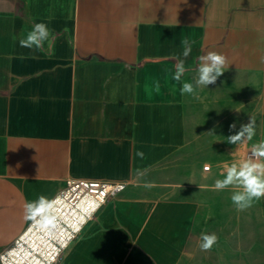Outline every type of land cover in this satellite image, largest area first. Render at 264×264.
Returning <instances> with one entry per match:
<instances>
[{"label": "crops", "instance_id": "0c3cea01", "mask_svg": "<svg viewBox=\"0 0 264 264\" xmlns=\"http://www.w3.org/2000/svg\"><path fill=\"white\" fill-rule=\"evenodd\" d=\"M36 23L49 40L21 47ZM209 51L225 72L182 95ZM262 56L264 0H0V252L26 202L82 177L124 186L56 264H264V197L237 211L239 189H214L264 140ZM250 117L252 140L228 143Z\"/></svg>", "mask_w": 264, "mask_h": 264}, {"label": "clouds", "instance_id": "9594fccd", "mask_svg": "<svg viewBox=\"0 0 264 264\" xmlns=\"http://www.w3.org/2000/svg\"><path fill=\"white\" fill-rule=\"evenodd\" d=\"M51 31L45 23H36L27 33L26 38L19 41L21 47L40 49L44 42L49 40ZM183 52L182 59L177 58L176 70L173 79L180 81L183 74L187 71L185 60L192 52V47L189 40L181 41ZM198 77L194 84L184 82L180 92L181 94H193L196 87H206L215 84L217 79L225 72L227 58L225 55L216 51H209L205 55L199 57ZM261 62L264 63V56L261 57ZM236 125H230V130L235 129ZM211 133V132H209ZM255 135V120L250 117L247 124L240 126L238 132L226 137V141L230 144L247 142L252 140ZM251 155L240 162L232 163L226 167V175L223 179H217L214 184L215 190H225L230 186L239 189L234 191L231 196V201L237 211H243L252 206L255 200L264 197V140L257 144H253ZM143 156V153H139ZM151 184H145V187H151ZM55 200H49L46 196L40 195L36 200L26 202L23 205L24 219L36 221L43 220L50 214ZM201 243L199 247L202 251L210 250L217 242L218 237L215 234L201 233Z\"/></svg>", "mask_w": 264, "mask_h": 264}, {"label": "built area", "instance_id": "2783aa9c", "mask_svg": "<svg viewBox=\"0 0 264 264\" xmlns=\"http://www.w3.org/2000/svg\"><path fill=\"white\" fill-rule=\"evenodd\" d=\"M251 148L243 156L247 159ZM204 169L208 170L209 165ZM124 186L121 181L69 177L54 196L51 212L37 219L0 252L1 264H56L84 226L102 209L107 200Z\"/></svg>", "mask_w": 264, "mask_h": 264}]
</instances>
